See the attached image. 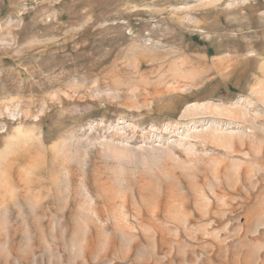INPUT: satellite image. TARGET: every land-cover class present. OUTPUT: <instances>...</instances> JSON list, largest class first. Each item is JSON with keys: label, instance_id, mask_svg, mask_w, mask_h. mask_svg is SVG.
<instances>
[{"label": "rangeland", "instance_id": "1", "mask_svg": "<svg viewBox=\"0 0 264 264\" xmlns=\"http://www.w3.org/2000/svg\"><path fill=\"white\" fill-rule=\"evenodd\" d=\"M0 264H264V0H0Z\"/></svg>", "mask_w": 264, "mask_h": 264}]
</instances>
